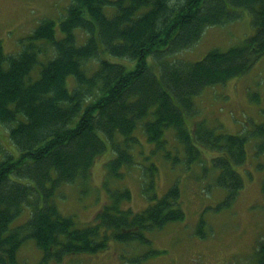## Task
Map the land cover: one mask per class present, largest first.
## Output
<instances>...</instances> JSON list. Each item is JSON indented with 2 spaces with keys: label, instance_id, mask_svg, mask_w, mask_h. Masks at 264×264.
Instances as JSON below:
<instances>
[{
  "label": "trees",
  "instance_id": "obj_1",
  "mask_svg": "<svg viewBox=\"0 0 264 264\" xmlns=\"http://www.w3.org/2000/svg\"><path fill=\"white\" fill-rule=\"evenodd\" d=\"M69 4L58 24L60 38L54 23L45 19L14 55L6 53L0 41V124L8 127L7 136L18 151V158L8 155L0 161V264H19L16 252L27 240L42 253L40 264H47L66 256L96 254L110 241L148 244L152 230L183 221L175 185L160 198L149 193L147 199L153 202L139 212L126 205L129 191H114L110 204L103 205L85 227L62 216L55 206L53 195L60 186L88 179L106 152L112 156L102 166L110 176L122 178L124 168L137 165L138 126L157 152L166 146L164 132L173 129L187 161L199 160L196 143L218 153L212 160L219 169L215 183L226 190L218 207L228 205L243 186L234 167L244 164L248 139L257 138L255 153L264 154V122L246 133L221 135L212 128L202 131L199 124L188 129L184 120L193 108V97L209 86L241 77L264 54V0ZM109 7L111 16L105 13ZM241 9L250 15L254 31L239 46L210 50L194 63L166 59L194 45L206 27L236 21ZM78 30L86 39L77 45ZM42 41L50 44L53 57L31 80L29 73L40 54L37 44ZM91 60L96 68L88 73L84 65ZM151 167L155 169L150 165L148 170ZM261 189L264 194V182ZM143 192H148L147 186ZM23 209L29 210L28 219L11 227ZM254 253L255 263L264 264V241L259 240Z\"/></svg>",
  "mask_w": 264,
  "mask_h": 264
},
{
  "label": "rangeland",
  "instance_id": "obj_2",
  "mask_svg": "<svg viewBox=\"0 0 264 264\" xmlns=\"http://www.w3.org/2000/svg\"><path fill=\"white\" fill-rule=\"evenodd\" d=\"M70 0H0V41L3 50L14 55L21 50L37 25L46 20L54 23L56 38H60L59 22L66 15ZM108 16L111 7L105 9ZM194 45L169 54L166 59L197 62L210 50L226 51L239 46L254 31L250 15L238 10V19L225 24L206 27ZM77 45L86 36L76 31ZM55 37V36H54ZM40 54L31 69L29 78L37 79L39 69L53 57V49L46 41L37 44ZM116 62H121L115 59ZM151 61V57L148 62ZM153 61V60H152ZM154 62V61H153ZM88 73L96 68L91 60L84 65ZM73 79L69 77V86ZM70 89V88H69ZM192 110L184 114L186 128L214 129L216 134L232 135L249 132L264 122V54L241 77L220 85L209 86L192 98ZM8 127L0 124V161L6 156L18 158V151L7 136ZM168 129L163 138L164 149L154 150L155 145L145 139L138 126L135 135L140 147L134 150L137 165L123 169V177H113L102 166L112 156L106 152L91 169L90 177L83 182L63 184L53 195L56 208L62 216H70L80 227L92 223L103 205H109L114 191L126 189L131 198L126 205L132 210H143L153 201L147 196L153 192L160 198L171 186L179 192V203L184 211L183 221L166 224L160 230L147 234L148 244H117L110 241L105 250L96 254L66 256L60 262L47 264H256L255 248L264 241V154L255 153L257 138L245 143L246 160L235 170L243 179V186L225 207L220 206L226 190L215 183L219 169L212 165L218 156L204 145L196 143L199 160L187 161L183 144ZM154 165V170H148ZM122 171V170H121ZM152 180L149 189V182ZM154 183V188H153ZM148 192L144 194L143 188ZM124 205V206H126ZM29 217V210L13 220L11 227L22 225ZM17 253L19 264H40L42 253L31 240L24 241ZM146 256V257H145Z\"/></svg>",
  "mask_w": 264,
  "mask_h": 264
},
{
  "label": "bare ground",
  "instance_id": "obj_3",
  "mask_svg": "<svg viewBox=\"0 0 264 264\" xmlns=\"http://www.w3.org/2000/svg\"><path fill=\"white\" fill-rule=\"evenodd\" d=\"M232 12H234V11H232ZM194 63V62H193Z\"/></svg>",
  "mask_w": 264,
  "mask_h": 264
}]
</instances>
